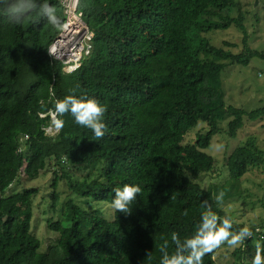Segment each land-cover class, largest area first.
Wrapping results in <instances>:
<instances>
[{
  "label": "trees",
  "instance_id": "obj_1",
  "mask_svg": "<svg viewBox=\"0 0 264 264\" xmlns=\"http://www.w3.org/2000/svg\"><path fill=\"white\" fill-rule=\"evenodd\" d=\"M50 3L65 23L63 6ZM235 6V0H78L77 11L94 38L72 73L48 55L62 30L35 16L14 25L0 13V264H159V247L170 242L172 232L182 239L193 234L201 201L229 217L220 206L240 196L249 171L264 168V150L250 137L229 156L223 184L204 190L198 183L214 171L215 161L204 151L226 118L230 138L244 119L264 118V107L246 112L224 101L223 71L264 60L248 45L243 16L222 15ZM231 27L243 35L239 54L225 50L232 47L227 42L215 48L203 37ZM71 89L107 106L102 139L70 114L61 117V131L47 134V112L55 99L73 94ZM199 124L205 132L184 144ZM95 163L102 165L93 177L79 181L67 173ZM46 169L53 172L54 205L59 182L67 180L88 209L68 201L62 218L48 226L58 234L55 249L40 253V241L31 233L36 190L6 193L20 175L33 180ZM124 184L142 188L127 216L111 207L114 190ZM220 191L226 195L218 205ZM97 203L109 205L113 219L105 218ZM255 241L264 244V239L245 241L234 253L238 262L254 256ZM205 264H215L211 255Z\"/></svg>",
  "mask_w": 264,
  "mask_h": 264
},
{
  "label": "rangeland",
  "instance_id": "obj_2",
  "mask_svg": "<svg viewBox=\"0 0 264 264\" xmlns=\"http://www.w3.org/2000/svg\"><path fill=\"white\" fill-rule=\"evenodd\" d=\"M235 3L234 8L224 11L222 15L236 18L241 14L248 36V45L254 51L264 54V0H235ZM203 37L215 48H224V42L231 44V48L224 49L230 50L234 54H239L243 49L241 42L243 35L234 27L225 31H211ZM221 81L224 101L227 106L240 108L246 112L264 107L263 59L254 58L246 67H227L221 74ZM228 122L229 117L219 125L220 132L213 137L209 148L204 151L215 161L214 171L203 174L198 180L204 190L212 183L223 184L228 179L227 160L233 151L242 146L248 138H255L257 147L264 150V118L252 123H248L244 119V125L235 138H230L226 134ZM204 132L205 125L199 124L195 129L188 132L184 144L193 143L196 134ZM54 133H56L55 128L50 126L47 129V134L54 135ZM100 165L102 163H95L83 167V172L68 171L67 173L80 181L84 176L93 177L95 169H98ZM53 178V172L49 169L43 171L33 180L20 175L6 193V195H11L23 190H36L33 199L31 233L40 241V253L52 252L55 249L58 234L51 232L48 226L62 218L64 206L68 201L71 200L87 208L81 194L69 189L67 180L59 182L56 189L58 200L54 205L51 202ZM240 192L239 197L226 201L220 208L232 218L234 227L249 226L255 228L264 225V168L249 171L242 179ZM97 204L100 213L105 218L113 219L111 217L112 208L109 205ZM254 243L256 244V241ZM238 248L221 247L218 249L214 253L215 264H241L234 256ZM248 259L243 264H250L251 258Z\"/></svg>",
  "mask_w": 264,
  "mask_h": 264
},
{
  "label": "clouds",
  "instance_id": "obj_3",
  "mask_svg": "<svg viewBox=\"0 0 264 264\" xmlns=\"http://www.w3.org/2000/svg\"><path fill=\"white\" fill-rule=\"evenodd\" d=\"M0 13L9 23L18 26L35 16L45 18L47 24L55 30L66 27L57 7L50 0H0ZM76 91L77 89H71L73 94L55 99L54 109L47 112L51 126L57 132L61 131L65 126L61 117L70 114L77 125L90 129L96 139H102L107 131L104 122L107 106L96 99L78 97L75 95ZM49 94L53 98L56 95L52 86L49 87ZM141 192L142 188L138 184H124L122 188L114 190L111 207L126 216L131 215V205ZM225 195L224 191H220L215 196L218 205L223 203ZM200 206L203 211L199 222L194 226L193 234L182 239L180 233L172 232L170 242L166 239L159 247V264H205V257L211 255L215 259L214 253L221 247L235 249L254 237L252 228L244 226L235 229L232 218L218 215L207 200L201 201ZM255 232H260V229L256 228ZM150 255L151 252L147 256ZM250 264H264V244L259 241L256 242L255 254Z\"/></svg>",
  "mask_w": 264,
  "mask_h": 264
},
{
  "label": "built area",
  "instance_id": "obj_4",
  "mask_svg": "<svg viewBox=\"0 0 264 264\" xmlns=\"http://www.w3.org/2000/svg\"><path fill=\"white\" fill-rule=\"evenodd\" d=\"M64 8L66 27L60 32L48 49V55L63 64L65 72L72 73L78 69L82 60L91 51L94 34L88 30L77 11L78 0H58ZM255 232L254 239H264V225Z\"/></svg>",
  "mask_w": 264,
  "mask_h": 264
}]
</instances>
